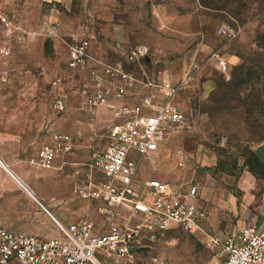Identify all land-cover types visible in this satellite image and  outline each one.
<instances>
[{
	"label": "rangeland",
	"instance_id": "1",
	"mask_svg": "<svg viewBox=\"0 0 264 264\" xmlns=\"http://www.w3.org/2000/svg\"><path fill=\"white\" fill-rule=\"evenodd\" d=\"M80 9L76 28L80 24L82 30L101 33L91 52L97 58L107 49L117 59L115 42L125 38L126 50L139 43L150 47V61L130 66L141 80L138 93L177 89L170 97L185 120L172 126L159 151L143 158L140 177L192 181L205 195L218 196V209H226L229 199L264 226V161L254 151L264 142V0H84ZM1 21L7 30L0 33V42L9 47L0 51V155L15 153L35 170L32 176L45 190L49 177L36 169L35 161L52 132L79 134L75 138L81 148L75 155L83 161L106 145L112 118L101 117L99 110L94 116L80 110L75 91L86 74L67 66L66 36L75 25L57 21L48 32L51 37L28 41L25 35L11 45L10 22ZM56 78L70 83V103L63 113L54 106ZM72 171L62 170L66 176ZM0 186L13 209L30 207L21 214L32 229L50 219L10 175H0ZM233 221L239 224L237 216ZM221 225L218 220L214 228L195 235L167 232L135 264H223L212 240L223 236ZM55 235L57 229L48 236ZM96 255L103 264H130L100 250Z\"/></svg>",
	"mask_w": 264,
	"mask_h": 264
},
{
	"label": "built area",
	"instance_id": "2",
	"mask_svg": "<svg viewBox=\"0 0 264 264\" xmlns=\"http://www.w3.org/2000/svg\"><path fill=\"white\" fill-rule=\"evenodd\" d=\"M66 37L69 70L86 74L75 91L80 109L94 116L106 106L121 119L107 126L106 145L81 163L76 180V193L93 204L97 217L87 214L69 223L55 220V236L0 227V264H103L97 250L116 262L136 263L167 232H207L209 213L198 184H173L161 177L139 175L143 158L159 151L171 127L185 120L170 97L176 87L169 86L168 93H138L141 80L121 61L96 58L86 71L92 58L89 38ZM149 54L150 47L139 43L125 54V60L142 66ZM69 84L65 78L52 82L59 90L54 99L59 113L68 109ZM53 139L38 151L35 162L42 167H54V159L67 148L70 136L59 134ZM212 240L223 264H264V226L237 225L226 236L216 235Z\"/></svg>",
	"mask_w": 264,
	"mask_h": 264
},
{
	"label": "crops",
	"instance_id": "3",
	"mask_svg": "<svg viewBox=\"0 0 264 264\" xmlns=\"http://www.w3.org/2000/svg\"><path fill=\"white\" fill-rule=\"evenodd\" d=\"M80 2L82 3L80 4ZM83 4L84 0H0V19H5L6 21L9 20L10 22L11 30L10 32H8V35L11 36V45L20 43L21 41L19 40L25 35L28 36V41L38 40L42 36L51 37V35L48 33L49 31H51V26L53 25V23H57V21H60L61 26H63L64 24L69 25V23L75 25V28L73 27V30H71L69 34L78 33L81 36L89 38L91 44L90 50L92 52L94 48L93 44L96 41L100 40L99 38L101 37V33L95 30H90V28L82 30L80 24H78V27L76 28V21L74 20L76 18H80V15L82 14L80 7H82ZM78 19L77 22L82 23L81 21H78ZM6 30L7 27L3 25L1 21L0 33L6 34ZM113 33V36L120 34L119 32ZM12 37L14 38L12 39ZM126 43V38L124 40H117L115 42V49H113V51L115 55H117V59H111V57L109 56L110 54H107L106 52L108 51L109 53V50L107 49L103 50L105 53L102 59L108 60L110 62L121 61L124 62L127 67L136 66L134 64H129L125 60V54L133 47L132 46L130 49L126 50ZM7 47H9L8 42H0V51L5 52V50L8 49ZM91 54L92 58L89 61L86 71L89 70V68L94 64V59L97 58L93 53ZM2 59L3 56H0V61ZM146 61H150V59ZM130 99L132 100L134 99V97ZM98 110V112H100L101 114V117H104L105 119L107 117L108 119V116H110L112 118L111 123L121 120L114 111L106 106H102ZM82 113L86 116L90 115L83 110ZM66 130H58L52 132L49 141L43 144H52L54 142V135L64 134L70 136V140L66 144L67 148L60 150L59 154L54 159V167L46 168L39 165V167L41 168H36L39 172H42L49 177L46 182L45 190H43L39 186L37 180L32 176L31 172H35V170L27 169V167H25V164H23V160L22 162L20 161L21 159L17 160V158L15 157V153L11 152L9 155L3 153L2 155H0V175H2L3 173H6V175H10L17 181V183L31 198H33L37 202L39 200V202L42 203L51 212L50 214L38 202L42 206L43 212L46 213L50 219L44 221L43 223L32 229L31 226L28 225V223L24 222L25 217L21 214L23 209L29 210L30 207L25 206L22 209L20 207H16V209H13L8 203L7 199L3 197L4 190L0 186V227L27 233H34L39 236L45 237L49 234H52L54 230L57 229L55 220L63 223H69L77 220L82 216H86L87 214L93 217H97V210L93 206V204L87 200L80 198L75 191V187L77 185L76 180L81 170L80 165L81 163L88 161V159L91 160L92 155H90L87 160L83 161L77 154L75 155L76 150H79L81 148L80 145H78V140L75 138L78 137L79 134L69 132L70 129L68 131ZM6 166L10 168L13 173L17 177H19L20 180L15 177L6 168ZM65 169H73L72 175H63L62 170ZM21 184H23L27 189H25ZM200 196L202 202L204 203L205 209L209 213L207 230L209 228H212V226L214 228L215 222L219 220V223L222 224L221 226L223 227L220 231V234H222V237H224L231 229H233V227L237 226H234V221L232 222V220H234L236 216L239 220L238 225L255 223V218H253L251 214L249 215V209H244V206L242 208L236 207L234 206L233 202H230L229 199H227L225 201V204L223 205L226 207V209L220 210L217 207V205L219 204V200L216 194H210L207 196L200 190ZM228 206H230V208H228ZM147 251L148 249L145 251V253ZM145 253L143 254L144 257L140 260L146 258Z\"/></svg>",
	"mask_w": 264,
	"mask_h": 264
},
{
	"label": "water",
	"instance_id": "4",
	"mask_svg": "<svg viewBox=\"0 0 264 264\" xmlns=\"http://www.w3.org/2000/svg\"><path fill=\"white\" fill-rule=\"evenodd\" d=\"M146 60H149L150 58H149V56H147L146 58H145ZM255 153H256V155L262 160V161H264V142L263 143H261L260 145H258L256 148H255ZM1 160V159H0ZM2 162V161H1ZM6 168L15 176V177H17L14 173H13V171L10 169V168H8L7 166H6ZM18 179H19V177H17ZM20 180V179H19ZM38 200V199H37ZM38 202H39V200H38ZM40 203V202H39ZM42 206H43V208H45L50 214H51V212L42 204V203H40Z\"/></svg>",
	"mask_w": 264,
	"mask_h": 264
},
{
	"label": "bare ground",
	"instance_id": "5",
	"mask_svg": "<svg viewBox=\"0 0 264 264\" xmlns=\"http://www.w3.org/2000/svg\"><path fill=\"white\" fill-rule=\"evenodd\" d=\"M172 128V127H171ZM24 188H25V186L23 185V184H21ZM25 189H27V188H25ZM29 191V190H28Z\"/></svg>",
	"mask_w": 264,
	"mask_h": 264
},
{
	"label": "trees",
	"instance_id": "6",
	"mask_svg": "<svg viewBox=\"0 0 264 264\" xmlns=\"http://www.w3.org/2000/svg\"><path fill=\"white\" fill-rule=\"evenodd\" d=\"M260 159V158H259Z\"/></svg>",
	"mask_w": 264,
	"mask_h": 264
}]
</instances>
